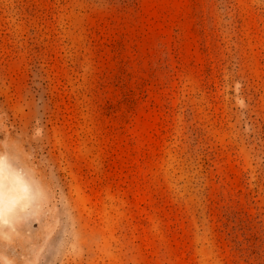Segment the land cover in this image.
<instances>
[{
  "label": "rangeland",
  "instance_id": "obj_1",
  "mask_svg": "<svg viewBox=\"0 0 264 264\" xmlns=\"http://www.w3.org/2000/svg\"><path fill=\"white\" fill-rule=\"evenodd\" d=\"M0 264H264V0H0Z\"/></svg>",
  "mask_w": 264,
  "mask_h": 264
}]
</instances>
